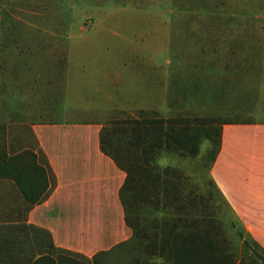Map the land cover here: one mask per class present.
I'll return each instance as SVG.
<instances>
[{
  "label": "rangeland",
  "instance_id": "1",
  "mask_svg": "<svg viewBox=\"0 0 264 264\" xmlns=\"http://www.w3.org/2000/svg\"><path fill=\"white\" fill-rule=\"evenodd\" d=\"M8 10L20 30L17 50L27 74L22 92L31 91L37 105L52 107L49 114L37 112V121L110 126L179 115L227 123L264 120V0H0V26L12 23ZM27 118L22 113L21 122ZM11 138L0 145V154L37 152L26 130L21 129V142ZM217 138L205 140L196 157L162 153L157 165L180 184L183 196L206 197L207 213L221 224L240 258L249 255L263 264L253 254L254 249L263 254L255 247L253 225L218 193L209 154ZM20 198L8 188L0 201V224L24 220L29 203L21 207ZM167 204L156 211L144 201L137 215L149 228L155 218L176 216ZM189 211L190 217L197 212ZM240 212L252 216V210ZM237 231L251 248H244ZM42 240L51 251L49 239L43 235ZM23 242L28 251L38 250ZM63 253L89 264L86 257ZM107 260L117 264L120 258L112 254Z\"/></svg>",
  "mask_w": 264,
  "mask_h": 264
},
{
  "label": "crops",
  "instance_id": "2",
  "mask_svg": "<svg viewBox=\"0 0 264 264\" xmlns=\"http://www.w3.org/2000/svg\"><path fill=\"white\" fill-rule=\"evenodd\" d=\"M13 12L8 15L12 23L0 26V145L10 142V136L12 142H21V129L32 137L55 184L31 208L20 198L21 207L27 206L24 220L46 230L56 248L91 259L132 237L120 198L126 173L101 149L103 123L36 120L37 112L49 114L52 107L37 105L29 98L31 91L22 92L27 74L21 72L20 30ZM22 113L27 121L21 122ZM213 176L229 205L253 225V238L264 248V120L222 125ZM8 188L17 190L13 181L0 178L1 202ZM240 210H252V216Z\"/></svg>",
  "mask_w": 264,
  "mask_h": 264
},
{
  "label": "trees",
  "instance_id": "3",
  "mask_svg": "<svg viewBox=\"0 0 264 264\" xmlns=\"http://www.w3.org/2000/svg\"><path fill=\"white\" fill-rule=\"evenodd\" d=\"M224 124L227 122L220 118L179 115L131 118L103 127L101 149L126 173L120 198L132 237L109 252H99L91 259L86 257L89 264H109L107 259L112 254L120 260L126 258V261L118 260L117 264H255L254 257L243 255L240 258L234 252L230 240L222 234L221 224L207 213L206 197L199 193L183 196L180 184L168 179L167 173L157 165L162 153L198 156L204 141L217 134L216 148L209 152L215 162ZM38 155L44 164H40L37 154L30 150L11 156L5 151L0 154V178L14 182L29 208L48 197L55 184L45 156L41 152ZM147 200L156 211L162 209L160 205L164 207L168 203L177 212L176 216L155 218L148 228L137 215L138 207ZM192 209L197 210L194 217L185 215ZM14 223L6 227L0 224V264H87L63 253L72 252L56 248L46 230L30 226L25 220ZM13 232L17 233L13 235ZM43 235L49 239L51 251H46ZM238 236L244 248H251L243 232H238ZM23 239L35 244L33 246L40 251H28ZM255 247L262 249L263 254L254 249V256L264 261V249L257 242Z\"/></svg>",
  "mask_w": 264,
  "mask_h": 264
}]
</instances>
